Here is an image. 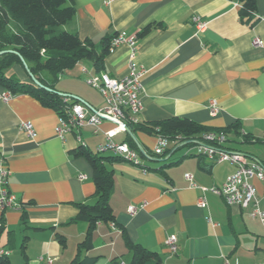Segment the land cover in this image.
I'll list each match as a JSON object with an SVG mask.
<instances>
[{
    "label": "crops",
    "instance_id": "crops-1",
    "mask_svg": "<svg viewBox=\"0 0 264 264\" xmlns=\"http://www.w3.org/2000/svg\"><path fill=\"white\" fill-rule=\"evenodd\" d=\"M254 2L252 19L245 24L234 0H72L74 16L62 29L99 47L103 39L120 32L136 36L149 24L159 25L137 39L136 63L143 70L139 121L151 124L184 117L213 133L238 124L239 134L260 143H243L242 135L229 136L221 148L264 166V0ZM193 17L207 23L204 31L196 29ZM254 39L262 46L253 47ZM128 55L125 45L111 49L103 73L111 78L125 76ZM22 70L16 65L12 71L19 81L29 83ZM66 72L72 82L64 86L65 92H55L88 110L101 108V97L97 101L93 96L78 95L72 84L95 75L92 64L77 63L62 74L69 78ZM212 101L219 108L214 117L208 111ZM58 120L52 109L32 95L0 100V169L8 172L7 189L19 204L17 209H0L6 228L0 251L7 252L10 264L22 263L23 243L25 264L29 258L32 264H49L48 260L50 264H69L86 231L84 223L72 222L76 205L95 201L92 170L72 151L84 146L95 154L106 142L107 132H114V143L128 145L129 136L116 131L110 121H102L96 130L85 127L77 136L59 138ZM21 123L31 124L33 138L18 129ZM133 136L145 152L136 151L139 164L118 161L108 165L114 177L110 206L116 225L132 243L158 254L162 264H264V227L250 218L251 208L228 206L212 192L190 187L184 177L190 175L197 187L209 190L220 187L233 174V165L211 162L198 152L197 143L177 148L181 144L170 142L158 158L153 156L156 136L140 131ZM103 156L115 155L106 152ZM79 175L85 179L79 180ZM251 183L264 208V184L256 179ZM202 197L205 208L198 207ZM130 206L138 208L134 215L127 211ZM57 234L65 239L64 247ZM169 236L176 237L175 254L165 247ZM85 256L97 258L95 264H112L114 259L116 264H129L131 259L120 231L110 225L97 227L93 249Z\"/></svg>",
    "mask_w": 264,
    "mask_h": 264
},
{
    "label": "trees",
    "instance_id": "trees-1",
    "mask_svg": "<svg viewBox=\"0 0 264 264\" xmlns=\"http://www.w3.org/2000/svg\"><path fill=\"white\" fill-rule=\"evenodd\" d=\"M240 5V20L249 24L255 11L254 0H234ZM72 0H0V90L10 94H29L38 99L45 107L52 109L58 117H63L67 109L78 103L67 96L59 95L54 91V84L60 75L72 69L81 61L92 64L96 74L104 72V59L111 50V39H103L99 47L91 40H80L77 35L68 33L62 27L74 16ZM157 24L145 26L137 35V39L145 37ZM22 62L27 66L29 72L44 87H36L31 81L24 83L19 81L12 68ZM48 75L49 80L42 78L41 74ZM129 129L135 133L143 132L147 135L160 136L176 144L187 143L185 147L193 144H206L204 136L211 130L201 127L188 118L174 117L151 124L139 123L130 125ZM222 133L229 141V136L234 138L242 135L243 143H260L253 140L249 135L239 134L238 124L215 132ZM128 146L137 151L136 145L130 138ZM213 145L212 143H208ZM104 154V153H103ZM103 154L91 153L84 146L72 151L75 158H84L92 170V181L94 184V203L77 204V214L72 219L74 223H84L86 231L83 240L77 244L74 258L69 264H95L97 258L85 256L93 249L94 234L99 225L113 224L122 235L125 248L130 253L129 264H162L158 254L151 252L139 244L132 243L125 231L116 225L115 215L110 206V197L114 190L113 171L108 165L118 161H125L118 156L110 158ZM159 158V157H158ZM202 157L199 156L200 162ZM25 213L22 214V224H25ZM6 232L3 217L0 220V237ZM11 232H7L11 237ZM59 244L64 247L65 239L57 234ZM20 254L27 261L25 255V243L21 245ZM0 264H10L7 256L0 255ZM25 264V263H24ZM115 263V259L112 260Z\"/></svg>",
    "mask_w": 264,
    "mask_h": 264
},
{
    "label": "built area",
    "instance_id": "built-area-1",
    "mask_svg": "<svg viewBox=\"0 0 264 264\" xmlns=\"http://www.w3.org/2000/svg\"><path fill=\"white\" fill-rule=\"evenodd\" d=\"M111 0H108V2ZM196 29L202 32L206 29L207 23L199 17L192 19ZM125 45L129 50L127 74L121 78H111L105 73L95 74L85 79L86 85L94 89L100 95L103 105L96 110H88L80 103H75L69 107L63 117H59L56 127V134L59 138H64L68 134H79L85 127L97 129L102 121H110L116 125V131L125 132V128L130 125L139 124V114L143 110L141 99L142 84L141 77L143 70L136 63V45L137 38L134 35H128L125 32L116 34L111 39V49ZM253 47H261L262 42L258 39L252 41ZM85 73V70H82ZM13 95L9 92H0V100L8 101ZM70 98L65 97L64 102ZM209 115H217L219 108L217 102L212 101L208 106ZM18 129L24 132L29 138L34 137V130L29 123H21ZM114 132L105 133L106 142L96 148V153L103 154L111 152L122 160L138 165V154L127 144L114 143L111 138ZM79 140V139H78ZM204 140L208 143L206 146L200 145L198 152L204 155L213 163H230L235 167L233 174L228 176L220 187H213L209 190L203 187H197L192 181V177L186 174L184 177L190 182V187L199 189L201 192L210 191L221 197L228 206H238L241 209H250L249 216L256 219L264 227V208L260 207L259 199L256 196L255 188L251 181L256 179L264 184V166L256 163H248L239 153L227 151L221 148L226 142V137L222 133H207ZM169 141L163 137H157V143L153 149V156L162 157L168 148ZM148 157V156H147ZM8 172L0 169V209L13 210L19 208L16 197L7 189ZM79 180H84V175L78 176ZM264 199V194H263ZM198 207L205 208L206 201L202 197L198 201ZM136 206L128 207L130 215L137 212ZM112 230H117L113 224H110ZM177 240L175 236H169L165 240V247L170 254L177 251ZM0 255L7 256V252L0 251ZM42 261V258H39ZM49 264L51 260H48Z\"/></svg>",
    "mask_w": 264,
    "mask_h": 264
},
{
    "label": "rangeland",
    "instance_id": "rangeland-1",
    "mask_svg": "<svg viewBox=\"0 0 264 264\" xmlns=\"http://www.w3.org/2000/svg\"><path fill=\"white\" fill-rule=\"evenodd\" d=\"M18 66H19V65H18ZM12 70H13V68H12ZM12 70H11V72L13 73ZM22 72L24 73L25 71L22 70ZM24 74H25V73H24ZM15 75H16V74H15ZM41 75H42L43 77H47V76H48V75L45 74V73H42ZM66 75H67L69 78H67V77L64 78L63 75H60L59 78H58V81H57V82H54V81L51 82V83L54 84V86H53V87H54V91H62V92H65V90L63 89L64 86H69L70 82H72V81L69 80V79H70V75L67 74V72H66ZM66 75H65V76H66ZM25 76L28 77L27 74H25ZM16 77H17V75H16ZM28 78H29V77H28ZM76 81H77V82H76ZM74 83H75L74 89L78 92V95H82V96H93V97H95V98L97 99V101L100 99V98H99L100 95L98 94V92H96L94 89H92L91 87H89L88 85H86L85 80H82L81 83L78 82V80H74V82H73L72 84L74 85ZM66 92H67V91H66ZM69 96H73V95H69ZM73 97H75V96H73ZM232 145H233V147L236 146V148H239V147H240V146H238V145H236V144H232ZM182 150H184V149H182ZM139 160H140V159H139ZM140 161H141V160H140ZM19 246H20V243L16 246L17 250H18ZM17 260H18V259H17ZM32 262H33V260H32L31 258H29V261L27 262V264H32ZM18 264H24L23 260H22V263L19 262Z\"/></svg>",
    "mask_w": 264,
    "mask_h": 264
},
{
    "label": "water",
    "instance_id": "water-1",
    "mask_svg": "<svg viewBox=\"0 0 264 264\" xmlns=\"http://www.w3.org/2000/svg\"><path fill=\"white\" fill-rule=\"evenodd\" d=\"M22 64H23V69L25 70L26 74L28 75L30 81H31L36 87H38V88H43V89H45V90H47V91H50V89H48V88L42 86V85L36 80V78H34V76L29 72L27 66H26L23 62H22ZM57 94H59V93H57ZM59 95H62V94H59ZM125 133L129 136V138L132 140V142L136 145V148H137V150L141 153V155H145L144 149H143L142 146L136 141L135 137L133 136L132 131H131L129 128H125ZM186 145H187V143H183V144H181L180 146H178L177 148H183V147H185ZM200 145H202V146H206V145H204V144H202V143H200ZM177 148H176V149H177ZM258 164L262 166V164H260L259 162H258Z\"/></svg>",
    "mask_w": 264,
    "mask_h": 264
}]
</instances>
